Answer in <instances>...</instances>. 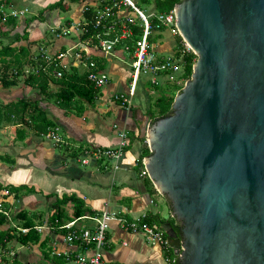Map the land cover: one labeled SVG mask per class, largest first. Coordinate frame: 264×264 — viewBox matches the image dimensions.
<instances>
[{
  "label": "water",
  "instance_id": "95a60500",
  "mask_svg": "<svg viewBox=\"0 0 264 264\" xmlns=\"http://www.w3.org/2000/svg\"><path fill=\"white\" fill-rule=\"evenodd\" d=\"M173 9L196 60L146 128L144 169L180 236L161 228L178 264H264V0Z\"/></svg>",
  "mask_w": 264,
  "mask_h": 264
},
{
  "label": "crops",
  "instance_id": "0c3cea01",
  "mask_svg": "<svg viewBox=\"0 0 264 264\" xmlns=\"http://www.w3.org/2000/svg\"><path fill=\"white\" fill-rule=\"evenodd\" d=\"M17 1L24 6H16ZM58 1L0 0V7L4 6L5 10H28V13L20 18H7L3 21L13 19L14 24L11 28H2L7 35L2 36L0 45L11 43L16 53L22 48L27 49L34 63L41 55L68 51L76 43L75 39L57 38L51 30L64 27L73 21V17H78V21H81L85 2L62 0L59 7H54ZM48 35H51L50 40ZM178 36L168 29L154 34L151 42L155 52L160 56L176 54L181 46ZM70 54L72 53L69 52L68 57L64 59L68 64L74 61ZM99 54L96 51H88L90 57H95L91 60L108 75L109 87L106 92L100 90L90 104L82 100L83 108H80V114L58 108L52 99L39 95L22 83L9 88L10 90L0 88L1 105L21 98L31 100L35 95H39L40 100L36 102H39V107L53 121L65 141V145L58 148L27 126L10 125L0 128V132L5 135L0 138V203L9 217L20 210L48 217L52 210L42 212L38 210L41 205L50 207L56 198L72 195L83 201L84 206L94 213V216L106 211L125 220L138 219L145 215L171 218L168 204L158 194L148 177L140 176L138 165L144 161L142 153L148 150L146 128L151 120L147 115V102L151 95H144L145 106L139 102L126 108L119 102H114V94H125L128 90L126 82L128 79L130 81L131 73L126 68H130L133 57L120 47L116 48L114 55H108L111 60ZM21 62L26 63V60ZM73 64L74 66L67 70L76 69L79 74L85 72L82 65L75 61ZM30 69L31 65L25 64L23 67L24 73ZM57 88L58 85L52 84L50 91L55 92ZM18 129H23L25 133L22 140L17 138L22 134H16ZM119 130L126 131L129 137L128 146L119 160H91L88 165H81L78 161L81 150L115 147ZM7 187H15L18 192L10 194ZM161 199L165 205V213L158 209ZM26 207L31 210H26ZM67 212L71 216V205L67 206ZM10 223L12 226L15 224L12 221ZM75 226L91 227L93 222L78 220ZM39 227H43L39 234L41 241L45 240L44 246H20L12 242L9 254L16 255L23 264H76L74 256L77 249L67 248L63 243V230L46 224ZM107 227V243L102 251L104 264H164L165 252L160 246L149 245L141 234L125 231L118 220L109 221ZM54 252H60L62 255L57 256ZM44 253H47L46 258ZM64 253L69 255L68 260ZM87 254L90 256L91 252ZM9 260L6 258L0 264H9Z\"/></svg>",
  "mask_w": 264,
  "mask_h": 264
},
{
  "label": "built area",
  "instance_id": "2783aa9c",
  "mask_svg": "<svg viewBox=\"0 0 264 264\" xmlns=\"http://www.w3.org/2000/svg\"><path fill=\"white\" fill-rule=\"evenodd\" d=\"M6 10L4 6L0 7V21L2 22L7 20V18L17 19L28 13L27 9L19 11L14 9ZM86 12H90L89 19L86 20L83 17L81 21L69 22L60 29L51 30L57 38L73 37L77 38V42L68 51L58 52L54 55H41L40 58L45 64L57 63L58 66L67 70L69 67L74 66L73 63L75 61L85 68L86 78L93 88L100 91L107 86L109 77L91 60L88 51H96L103 56L114 55L117 45L121 44L120 48L125 53L132 54L133 57L130 63V81L127 92L125 94H114L112 100L119 102L126 108L132 106L131 99L136 96L137 84L141 76L154 85L166 83L176 88L182 87L186 82L183 77V57L188 53H193L191 48L181 39V46L177 51V55L160 56L155 52L151 42L153 35L164 29L178 34L175 27L176 17L174 9L164 13L156 12L146 15L132 0H89L83 5L82 13ZM134 28H138L139 34L134 41L133 51L130 52L131 47L123 42L134 36ZM90 30L94 31V33H91L85 40H81L80 37L86 35ZM69 52L72 53L70 57L74 61L68 64L64 59L68 57ZM53 74L55 78L61 77V72L59 71ZM114 128H117V126H114ZM40 135L49 140L55 147L61 148L65 145V141L57 127L48 129ZM128 140V133L124 130H119L115 147L83 149L79 152L78 161L81 165L86 166L91 160H119L128 146ZM142 166L140 176L147 177L143 162ZM0 212L8 215L2 210L1 203ZM144 217L125 220L117 217L115 213L104 211L96 216H83L73 219L60 227L61 230L66 231L63 236V243L66 244L67 248L77 249V253L74 256L76 264H104L102 251L107 243L108 222L118 220L125 231L141 234L149 245L160 246L166 253L164 264H177L178 258L174 256L172 249L169 247L164 230L157 225L143 224L142 220ZM78 220L93 222V226L78 228L75 226ZM35 229L38 233H41L43 227L37 226ZM20 231L26 233L28 230L20 229ZM89 251L91 252L90 256L87 254ZM54 254L57 256L62 255L60 252H54ZM65 256L67 260L70 258L68 254H65Z\"/></svg>",
  "mask_w": 264,
  "mask_h": 264
},
{
  "label": "trees",
  "instance_id": "16d2710c",
  "mask_svg": "<svg viewBox=\"0 0 264 264\" xmlns=\"http://www.w3.org/2000/svg\"><path fill=\"white\" fill-rule=\"evenodd\" d=\"M77 1L78 0H74V2ZM79 1L86 2L89 0ZM61 2L62 0H59L54 4V7H59ZM179 2L180 0H153L154 8L159 13L172 10ZM83 17L86 20L89 19L90 12L83 13ZM13 22L14 20L10 19L7 22L0 23V39H2V36L7 35V32H3L2 28L5 26L11 28L14 24ZM100 32H102V30H100ZM91 33L93 34L94 31L90 30L86 35H82L80 39L85 40ZM116 34H118V32H116ZM138 34V28H134V36L123 42L131 47L130 52L133 51V44L137 39ZM23 37L24 36L22 35L21 38ZM178 37L180 38V36ZM120 45L121 44H118L117 47H120ZM17 53L16 49L11 47V43L0 45V85L2 88L9 89L22 83L23 86L33 89L39 95L52 99L58 108L76 114H80L79 110L80 108H83L81 106L82 100L90 104L97 96L99 90L93 88L92 84L87 80L85 73L79 74L76 69H63L58 66L57 63L45 64L39 57L37 62L34 63V61H31L29 51L24 48L19 51L18 54L20 56ZM177 54L178 52L176 55ZM130 55L132 56V54ZM91 58L95 59L94 56H91ZM23 59L26 60V63L21 62ZM195 60L196 56L193 53L184 55L183 77L185 80L190 78ZM25 64L29 66L31 65V69L27 73H24L23 71ZM56 71L61 72L60 78L54 77L53 73ZM52 84L58 85L55 92L50 91V86ZM150 85L155 87L161 86L152 83H150ZM177 88L181 89L182 87ZM174 96V94L161 93L151 101L147 110V115L151 122L169 114ZM10 125L27 126L34 132L38 133V135L55 127V124L47 117L45 111L39 107V102H32L30 99L26 98H21L5 105L0 104V128ZM17 132L18 134L20 132L22 133L17 137L19 140H22L25 137L23 129H18L16 130V134ZM148 155L149 151L146 150L142 153V158L147 157ZM138 165L140 169L143 167L141 162ZM7 188V191L10 194L18 192V189L15 187ZM68 205H71V216L67 212ZM49 210H52V214L48 217H43L41 214L29 213L24 210L13 213L11 217L0 212V263L4 261V259L9 258V264H23L16 255L13 253H10L11 255L9 254L8 251L10 250L12 242H15L16 245L20 246L36 244L44 246L45 240L41 241V236L35 229L37 226H43V224H46L52 228H60L73 219L85 215L94 216V213L90 212L89 209L84 206L83 201L72 195L62 196L60 199L56 198V200L51 203ZM10 221L15 222L14 226H12ZM165 222L170 223L174 227V231L180 236L178 225L172 217L166 219L159 215H145L142 220L143 224L157 225L160 227ZM20 229H27L28 231L22 233ZM61 232L63 235L66 234L65 230ZM44 257H47V253H44Z\"/></svg>",
  "mask_w": 264,
  "mask_h": 264
},
{
  "label": "rangeland",
  "instance_id": "374dc122",
  "mask_svg": "<svg viewBox=\"0 0 264 264\" xmlns=\"http://www.w3.org/2000/svg\"><path fill=\"white\" fill-rule=\"evenodd\" d=\"M52 1H54V0H49V2H52ZM132 1L146 15H148L150 13H156V12L158 13V11H156L155 8H154L153 0H132ZM16 6L19 7V6H24V5H22L21 2H18L17 1L16 2ZM9 9L10 8H8L6 11H8ZM61 14L63 15V13H61ZM73 18L74 19H73L72 22H77L79 20L78 17L77 18L73 17ZM47 38L50 40L51 39V35H48ZM67 38H69V37H67ZM74 39L77 42V38H74ZM99 55H101V54H99ZM106 58H109V60H111V56H107ZM123 68H126V67H123ZM126 70L129 73H131V69L130 68H126ZM128 76H129V74H128ZM112 83H113V81H112ZM128 83H129V79L126 82L127 89H128ZM108 87H109L108 85L105 86V87H103L101 89V91H103V92L105 91L106 92ZM0 88L2 90H10V89H4L1 86H0ZM178 91H180V89L174 87L173 85H169V84H166V83L163 84L160 87L159 86H156V87L155 86H152V85H150L149 81L145 77H142L141 76L140 79H139V81H138V84H137V89H136L137 96H135V97H133L131 99V103H132V106H133L135 103L138 104L139 102H141L142 105L145 106L146 103L144 101V99H145L144 95H147L148 94V95H151L150 98L148 99L149 101L147 102V104L150 105L151 104V101H153L161 93H163V94H174V95H176V93H178ZM0 100H2V99H0ZM2 136L5 137V135L2 132H0V138H2ZM48 208H49L48 205H41L38 210H41L42 212H47L49 210ZM27 209L28 210H31L30 208L26 207V210ZM158 209H159V211H161L163 213H165V211H166L165 205L163 204L162 199H161V204L159 205ZM32 262H35V260H32Z\"/></svg>",
  "mask_w": 264,
  "mask_h": 264
}]
</instances>
